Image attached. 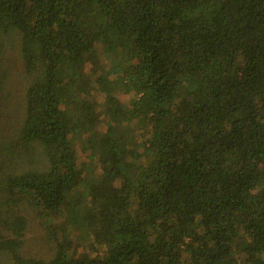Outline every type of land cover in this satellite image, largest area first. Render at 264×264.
Returning <instances> with one entry per match:
<instances>
[{
	"label": "trees",
	"instance_id": "trees-1",
	"mask_svg": "<svg viewBox=\"0 0 264 264\" xmlns=\"http://www.w3.org/2000/svg\"><path fill=\"white\" fill-rule=\"evenodd\" d=\"M13 38L0 264H264V0H0V103Z\"/></svg>",
	"mask_w": 264,
	"mask_h": 264
},
{
	"label": "rangeland",
	"instance_id": "rangeland-1",
	"mask_svg": "<svg viewBox=\"0 0 264 264\" xmlns=\"http://www.w3.org/2000/svg\"><path fill=\"white\" fill-rule=\"evenodd\" d=\"M17 43V39L13 38L8 42V47L6 48V52L4 53V61L3 65L4 67L8 68L9 73H11L10 81L5 85L4 93H9L8 97L3 99L2 103H0V143H7L10 138L14 137V131L15 128V121H18L17 115L21 114L19 107L21 106L22 101V93L21 86L24 84V78L23 74H21V68L19 66V52L16 47L11 46L12 44ZM102 72L108 73L109 69L105 68L103 66ZM118 95L120 96V99L125 102L124 106L126 104L128 95L124 92L118 91ZM84 184V182H83ZM27 220H28V231L25 232L24 238L27 240L23 251L24 253H27L28 255L35 256L38 258H43L47 260L52 256V253L49 249L50 246L44 245L43 241L40 239V232L42 231V228L39 225L38 219L34 218L32 212L26 213L24 212ZM72 216V215H71ZM83 217H77L76 220L70 221L69 216L67 217V221H65L64 218L60 220H64L63 223H61V226L64 228L63 234L61 238L64 240V242L69 246L73 245L70 244L68 239L66 238L68 234V223L74 224V226L71 228V232L76 231L79 227V225L86 224L85 220H82ZM73 222V223H71ZM73 243L75 242L74 239L72 240ZM76 243V242H75Z\"/></svg>",
	"mask_w": 264,
	"mask_h": 264
}]
</instances>
